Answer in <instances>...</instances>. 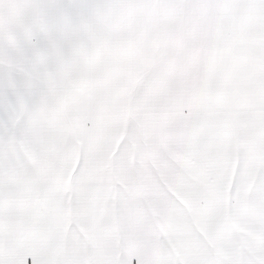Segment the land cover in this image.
<instances>
[{
	"label": "snow or ice",
	"instance_id": "obj_1",
	"mask_svg": "<svg viewBox=\"0 0 264 264\" xmlns=\"http://www.w3.org/2000/svg\"><path fill=\"white\" fill-rule=\"evenodd\" d=\"M0 264H264V0H0Z\"/></svg>",
	"mask_w": 264,
	"mask_h": 264
}]
</instances>
